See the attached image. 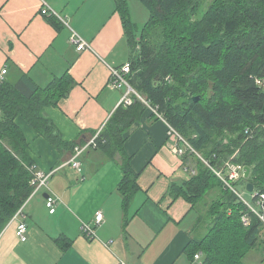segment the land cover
<instances>
[{
    "label": "trees",
    "instance_id": "1",
    "mask_svg": "<svg viewBox=\"0 0 264 264\" xmlns=\"http://www.w3.org/2000/svg\"><path fill=\"white\" fill-rule=\"evenodd\" d=\"M138 1L151 14L139 38L128 0L115 3L130 50L128 81L142 99L131 94V104L120 103L91 150L119 161L124 177L119 190L133 196L138 174L125 142L130 129L151 111L213 168H222L226 162L249 167L250 178L243 175L233 186L241 184L245 189L251 182L254 192L264 195V86L260 84L264 79V0ZM48 18L59 26L58 17ZM74 85L69 75L54 79L44 89L26 74L16 82L0 81V232L28 201L37 177L18 118L61 153L72 155L78 145L87 143L63 141L42 115L44 107L57 106ZM190 159H185V165L194 162ZM195 162L196 175L175 191L199 212L198 227L205 226L206 231L193 238L185 252L192 261L201 253L202 264H245L251 251L264 247V221L259 216H264V201L260 204L261 196L253 197L259 206V210L251 206L253 212L202 159L197 157ZM211 192L212 201L201 206ZM244 215L250 218L249 225L243 223Z\"/></svg>",
    "mask_w": 264,
    "mask_h": 264
},
{
    "label": "crops",
    "instance_id": "2",
    "mask_svg": "<svg viewBox=\"0 0 264 264\" xmlns=\"http://www.w3.org/2000/svg\"><path fill=\"white\" fill-rule=\"evenodd\" d=\"M45 1L59 15V26L42 14L43 0H0V73L7 67L5 79L13 82L26 74L43 89L71 76L70 94L57 106L44 107L42 115L63 141H88L126 92L109 87L110 68H120L130 56L122 19L115 0ZM73 33L90 45L88 51L71 45ZM151 113L143 114L125 142L138 174L131 197L119 190L124 177L118 160L91 150L78 171L65 165L71 153H61L18 118L36 172H55L42 195H34L0 232V264H199L185 250L203 235L200 214L175 191L191 179L185 159L175 152L184 144ZM51 193L61 199L55 213L46 207L44 195ZM98 212L104 220L96 227ZM20 222L27 224L26 241L17 236ZM85 223L95 227L94 239L83 234Z\"/></svg>",
    "mask_w": 264,
    "mask_h": 264
},
{
    "label": "built area",
    "instance_id": "3",
    "mask_svg": "<svg viewBox=\"0 0 264 264\" xmlns=\"http://www.w3.org/2000/svg\"><path fill=\"white\" fill-rule=\"evenodd\" d=\"M44 2V8L42 10V14L43 15H48V16H55V17H59V15H57V13L55 11H52L50 9V7L47 5L46 1L43 0ZM70 43L71 45H73L74 47H76V50L78 52H84V51H88L90 49V45L81 37L79 36L77 33H73L70 37ZM110 82H109V87L110 88H115V89H121V88H126V93L124 94V97L121 101L125 102L126 104H131V99H130V95L131 94H136L135 90L130 86L129 81H128V76L131 73V67L129 64H125L120 68H110ZM8 73L7 67H5L2 72L0 73V81H3L5 79V75ZM260 84H262L264 86V79L262 82H260ZM137 95V94H136ZM138 96V95H137ZM138 98H141L140 96H138ZM142 99V98H141ZM144 101V100H143ZM146 102V101H144ZM154 112L155 110L152 109ZM103 129H101L100 131H98L90 140L87 141V143L83 146V145H78L75 148L74 154L71 155V158L66 162L65 165H69L71 167H73L74 169L81 171V163L79 161V159L84 156L85 154H87L88 152L91 151V149H95L97 147V143L96 140L98 139L99 135L101 134ZM168 134L170 136H174L176 137L179 142H182L184 144V148L181 149H176L175 152L177 153L178 156H180L183 159L186 158H191L192 155H195L196 157H199L200 159H202V161L209 167L212 169V171L217 175V177L223 181L225 183V185L227 187H229L242 201H244L249 208L252 209L251 204L248 203L246 201V199L244 198L243 193H241L236 186L233 184L236 182H239L244 175V167L240 166V165H236L230 162H226L224 164V166L222 168H213L211 166V164L206 161L205 159H203L201 157V155L196 152V150H194L189 143L187 142V140L176 130L174 129L172 126L169 125V132ZM184 164V169L186 172H188L189 174H191V176L196 175L197 170L196 168L192 165H185ZM65 165H62L60 168L64 167ZM55 171H52L51 173H37V177L33 179L32 181V186L34 187L33 193L31 194L30 198L28 199V201L25 203V205L18 211V213L16 214V216H19L22 214L23 208L27 205V203L29 202V200L36 195L39 191H41L42 189H47L49 186V180L51 178V176L54 174ZM258 203L262 204V202L264 201V195H260V193L254 192L253 193V197H259ZM263 200V201H262ZM262 201V202H261ZM45 202H46V207L50 210V213H55L56 210V206L61 202V199L56 196L55 194H48V197L45 198ZM253 212H256L254 209H252ZM258 214V213H257ZM259 215V214H258ZM261 219L264 221V216H261ZM103 214L102 212H98L95 215V219H94V225L97 226H101L103 224ZM243 222L245 225H249L250 224V218L245 215L243 216ZM81 230L83 232L84 235H86L89 239H94L96 237V232H95V227H93L91 224H87L85 223L82 227ZM27 224L25 222H20L18 229H17V236L22 240V241H26L27 240ZM195 261L198 262L199 264H202V254L198 253L195 255ZM125 264V263H122Z\"/></svg>",
    "mask_w": 264,
    "mask_h": 264
},
{
    "label": "rangeland",
    "instance_id": "4",
    "mask_svg": "<svg viewBox=\"0 0 264 264\" xmlns=\"http://www.w3.org/2000/svg\"><path fill=\"white\" fill-rule=\"evenodd\" d=\"M128 7H129V12L131 15V19L133 21L134 24H136V29H135V37L139 38L142 35V29L144 27V25L150 20V11L148 8H146L140 1L138 0H128ZM127 39V38H126ZM209 93L212 95V90H209ZM85 156V155H84ZM83 156V157H84ZM81 157L79 159V161L83 158ZM196 156L194 155V157L192 158L194 160V167L197 169L196 165L197 162L196 161ZM84 159V158H83ZM82 159V160H83ZM198 171V170H197ZM241 193H243L244 198L246 199V201L248 203L251 204V206L255 209L259 210V206L257 205V202L253 200V194L248 193L247 191H245L244 186H242L241 184L237 185L236 187ZM43 193V189L41 191H39L38 195H42ZM214 194V192H211L210 194H208L205 199L202 201L201 206L207 201V203H210V201H212V195ZM206 203V204H207ZM206 208H202V211L205 212ZM195 216V220L198 217V214H196L195 212H193V217ZM245 216V215H244ZM244 223V222H243ZM202 232L203 234L206 231V227L204 226V228L202 227ZM201 232V233H202ZM202 235V234H201ZM260 247V246H259ZM244 263L245 264H264V247H260L258 248V250H253L251 251L244 259Z\"/></svg>",
    "mask_w": 264,
    "mask_h": 264
},
{
    "label": "water",
    "instance_id": "5",
    "mask_svg": "<svg viewBox=\"0 0 264 264\" xmlns=\"http://www.w3.org/2000/svg\"><path fill=\"white\" fill-rule=\"evenodd\" d=\"M194 100L198 102L200 100V97L197 96L194 98ZM250 175H251V169L249 167H244V178L248 180L250 178ZM245 189L248 193L252 194L254 192L255 185L251 182H248L247 185L245 186ZM44 197L47 198L48 194H45Z\"/></svg>",
    "mask_w": 264,
    "mask_h": 264
}]
</instances>
